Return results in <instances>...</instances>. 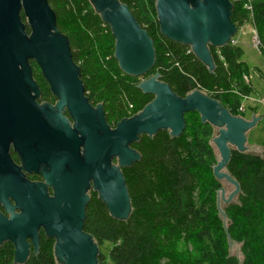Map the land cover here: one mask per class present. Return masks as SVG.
<instances>
[{"label":"water","instance_id":"1","mask_svg":"<svg viewBox=\"0 0 264 264\" xmlns=\"http://www.w3.org/2000/svg\"><path fill=\"white\" fill-rule=\"evenodd\" d=\"M90 2L114 37V58L119 68L131 76L148 73L156 58L153 40L128 7L118 0ZM231 8L229 0H155L160 33L190 46L209 70L214 69L209 48L226 45L236 30L230 19ZM20 9L27 18L29 35L24 31ZM30 59L40 67L58 103L70 111L72 127L64 118L45 121V112L31 92L35 83ZM137 87L153 99L140 112L111 128L102 104L92 106L88 102L68 40L55 30L54 13L47 0H0V170L4 174L0 177V206L10 213L7 217L0 211V245L13 244L14 264L26 262L32 250L38 252L40 227L46 237L54 239L58 264H99V245L83 230L90 182L109 214L126 219L131 205L121 169L140 158L131 143L142 134L152 136L158 130L180 135L185 128V113L196 111L201 122L215 127L212 142L220 159L213 166V174L235 187L229 199L240 192L238 182L223 171L231 156L229 146L244 151L245 131L260 118L252 116L246 121L235 117L200 90L178 97L157 73L141 80ZM10 145L28 166L47 163L46 179L55 189L53 196L47 193L45 184L25 179L9 155ZM114 159L117 164H112ZM219 190L223 199V190Z\"/></svg>","mask_w":264,"mask_h":264},{"label":"trees","instance_id":"2","mask_svg":"<svg viewBox=\"0 0 264 264\" xmlns=\"http://www.w3.org/2000/svg\"><path fill=\"white\" fill-rule=\"evenodd\" d=\"M118 1L128 7L153 40L155 63L141 76L125 74L119 68L114 58V37L90 0H47L54 13L55 30L68 40L84 94L91 105L102 104L108 125L115 127L153 99L137 85L156 73L178 97L200 90L211 94L228 111L214 94L229 91L236 84L243 95L252 93L240 85L242 74L247 71L240 46H211L214 69L209 70L189 46L160 33L155 0ZM229 1L232 23L239 27L251 22L263 44L264 0H252L251 10L245 7L247 0ZM24 31L31 33L29 27ZM32 62L40 69L36 61ZM37 78L40 79L38 74ZM195 114L198 112L185 113V128L178 136L158 130L152 136L142 134L131 143L140 158L121 169L131 205L126 219L113 218L97 193H91L83 230L99 245L112 243L107 257L99 254V264H264V157L231 151L226 169L238 182L240 192L237 203L224 208L232 223L220 239L222 233L216 235L207 218L209 206L205 202L209 191L199 194L205 184L204 169L216 162L210 142L213 127L200 118L196 126L187 122ZM237 222L240 231L235 229ZM227 237L242 242V262L224 249ZM53 245V238L41 234L38 252L32 250L23 264H58ZM13 259V244L0 245V264H14Z\"/></svg>","mask_w":264,"mask_h":264},{"label":"rangeland","instance_id":"3","mask_svg":"<svg viewBox=\"0 0 264 264\" xmlns=\"http://www.w3.org/2000/svg\"><path fill=\"white\" fill-rule=\"evenodd\" d=\"M228 43L240 46L243 49L244 53L241 61L245 62L247 71L242 74L240 85L247 86L248 88H250V90H252V93L248 96L243 95L241 93L242 91L239 87V84H236L231 88V90L220 91L214 95L222 99L224 105L228 107L230 113L235 117L244 118L246 121H250L252 119V116L260 117L255 126L245 131V150L242 152L238 151L235 145H230L229 148L230 151L236 150L240 153H247L264 157V43L262 44L260 42L256 29L251 22H246L243 25L236 27V30L231 35L230 40L227 42V44ZM189 48L192 52L190 46ZM217 54L219 55V58L222 59L219 50H217ZM208 96L212 97L211 94ZM199 118L200 115L198 114L190 115L187 118V122H189L191 125L196 126ZM214 137L215 127L212 128V136L210 142L216 155V164L220 159V156L216 145L212 142V139ZM213 166L206 167L204 169L203 177L205 180V184L199 191V194L202 195L205 191H209V197L205 202L206 205L209 206V217L207 218L212 221L211 223L213 225V232L216 235H218V232L222 233V235H220L219 237L221 239L225 237L223 233L225 234V231L232 223L229 218H226L223 212L224 208L231 203H237L238 194L233 195L229 199L230 194L235 191V187L232 183L228 182L225 179L216 178L213 174ZM223 171L228 173L227 169ZM219 188H222L223 190V199L222 192L221 190H219ZM217 191H219L218 199ZM227 199H229L228 202L223 201ZM234 226L237 231H240V222L235 223ZM195 246H198V243H196ZM213 246H216V242H213ZM241 246V241H233L231 239H228V237L225 238L224 249L227 250L231 255L236 256L240 262H242L243 260V251L241 249ZM111 247L112 243L103 242L101 245H99V254L102 253L107 257L109 249ZM107 264H110V262H108Z\"/></svg>","mask_w":264,"mask_h":264},{"label":"flooded vegetation","instance_id":"4","mask_svg":"<svg viewBox=\"0 0 264 264\" xmlns=\"http://www.w3.org/2000/svg\"><path fill=\"white\" fill-rule=\"evenodd\" d=\"M19 16H20V19L23 22L25 30H26V27H29V25L27 22V18L24 15L23 9H20ZM28 63L31 67V77L35 83L31 89V92L35 97L36 103L39 106H41L45 112V114H44L45 121L47 123H51L52 121H54L57 118L58 119L64 118L67 120L69 125L72 127L73 120L71 118L70 111L68 110V108L66 106H63L60 103H58L59 98L53 93L49 83L44 78L41 69H38L33 65L32 59L28 60ZM37 74H38V77L40 76V79L37 78L38 80L36 79ZM110 127L113 128V126H111V125H110ZM34 147L37 149L36 146H34ZM9 155H10L12 161L21 169V171H22V173H23V175L27 181L33 182V183L45 184L47 187V193L50 196L54 195L55 189L53 188V186L50 183L47 182V179H46V174L49 171V167H48L47 163L39 161L37 163V166H32V167L28 166L27 163L24 161L25 160L24 157L18 151L15 150L13 145L9 146ZM112 164H117V160L114 159L112 161ZM3 175H4L3 172L0 170V177H2ZM92 192H96V191L93 188V183L90 182L89 189L86 192L89 199H90ZM96 193L98 195V192H96ZM9 201L13 206L16 205V203L14 202V200L11 197H9ZM0 211L5 216H7V217L10 216V213H8L6 211V209L3 208V206H0ZM18 211H19L18 209H15V212H18ZM38 233H39V235L45 234L44 228L40 227L38 230ZM28 242L30 243V249L32 250L33 244H32L31 239H28ZM39 242H40V239H39Z\"/></svg>","mask_w":264,"mask_h":264},{"label":"built area","instance_id":"5","mask_svg":"<svg viewBox=\"0 0 264 264\" xmlns=\"http://www.w3.org/2000/svg\"><path fill=\"white\" fill-rule=\"evenodd\" d=\"M248 1V4L245 6L246 7V9H248V10H251L252 8H251V5L249 4L252 0H247ZM131 107V106H130Z\"/></svg>","mask_w":264,"mask_h":264},{"label":"crops","instance_id":"6","mask_svg":"<svg viewBox=\"0 0 264 264\" xmlns=\"http://www.w3.org/2000/svg\"><path fill=\"white\" fill-rule=\"evenodd\" d=\"M256 118H260L259 116H256Z\"/></svg>","mask_w":264,"mask_h":264}]
</instances>
